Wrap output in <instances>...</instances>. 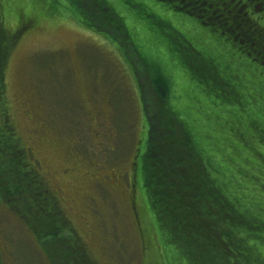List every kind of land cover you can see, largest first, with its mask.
Returning a JSON list of instances; mask_svg holds the SVG:
<instances>
[{"label": "rangeland", "instance_id": "rangeland-1", "mask_svg": "<svg viewBox=\"0 0 264 264\" xmlns=\"http://www.w3.org/2000/svg\"><path fill=\"white\" fill-rule=\"evenodd\" d=\"M50 2L8 0L7 5L16 16L0 17L2 43L8 46L2 77L10 106L8 121L33 153L96 263L148 264L131 203L130 181L134 156L140 139L147 133L148 121L153 124L154 119L158 124L155 113L160 106L146 87L151 75L142 68L133 45L124 37L126 31L117 30L113 21L108 20L103 29L96 30L64 10L53 11ZM111 2L124 16L151 73L162 71L168 79L174 102L171 106L185 120H193L196 126H190L196 135L203 134V127L198 126L202 125L205 102L212 101L213 111L223 116L233 109L245 121L252 114L263 118L264 102L257 95L259 85L243 79L250 77L244 76L248 70L241 69V77L231 78L239 85L243 79L241 84L249 95L250 106L244 103L247 100H241L243 105L230 106L234 94L227 87L220 89L214 72L209 75L210 69L200 71L196 64L203 63L202 59L194 52L169 46L173 36L179 38L180 44L174 42L178 46L182 43L180 38L188 36L200 55V50L206 49L200 41H208L204 31L210 29L215 37L226 39L229 49L227 42L233 34L220 30L214 24L217 20L205 19L200 12L206 11H199L191 3L184 4L189 8L186 10L173 7V1L149 0L146 16L141 14L138 19L125 2ZM243 18L234 15V26H227L234 32L251 33ZM12 26L17 27L16 33ZM220 32L225 33L223 37ZM105 33L121 43L123 56ZM239 71L229 69L226 73L230 76ZM226 94L228 101L227 96L223 99ZM234 99L237 101L238 97ZM10 201L6 194H0V264H54L50 257H55L56 248L63 249L62 242L48 240L42 246L33 225Z\"/></svg>", "mask_w": 264, "mask_h": 264}, {"label": "trees", "instance_id": "trees-1", "mask_svg": "<svg viewBox=\"0 0 264 264\" xmlns=\"http://www.w3.org/2000/svg\"><path fill=\"white\" fill-rule=\"evenodd\" d=\"M7 1L0 0L4 19L16 16ZM121 1L138 19L146 16L144 10L149 7V0ZM167 1H173L176 9L189 10L184 6L187 0L184 4ZM215 1L223 7L222 0ZM223 1L222 11H215V16L208 12L203 17L217 20L214 24L219 25L220 30H229L233 34L227 42L229 49L224 43L226 39L215 37L210 29L204 31L208 41H200L206 48L200 47L203 51L200 55L193 47L197 45L188 36L180 38L181 46L177 45L179 38L173 36L174 41L169 46L194 52L202 59L203 63L196 64L201 67L200 71L204 73L210 69L209 75L214 72L220 89L227 87L230 94L238 97L237 101L230 98V106L243 105L241 100L248 99L241 84L248 78L257 82L258 98L264 102V43L260 41L264 30V0ZM210 5L206 2L204 7L211 11L214 10L211 7L216 9ZM49 7L53 11L64 10L96 30L103 29L108 20L113 21L117 30L126 31L124 37L133 45L142 68L151 75L146 87L149 86L160 106L155 113L158 124L154 119L153 124L147 120V133L138 144L130 181L131 203L137 215V226L141 229L148 264H264V116L252 114L246 116L249 119L245 121L233 109H228L229 117L223 116L213 111L212 101L211 104L205 102V111L200 117L202 125L198 126L203 127V134L196 135L190 126L193 120H185L183 114L171 106L174 102L169 94L168 79L162 71L151 73L124 16L111 0H51ZM234 15L246 18L256 29L255 34L237 36L227 26H233L231 17ZM159 19L161 23H167L165 19ZM145 22L150 25L149 21ZM16 29L12 26L13 32ZM106 33V39L123 56L125 50L121 43ZM220 34L223 37L225 33ZM2 38L0 34V194H6L12 199L11 204L20 207L42 246L48 240L50 243L62 242L65 253L56 248V258L50 257L54 264L57 258L58 264H97L86 241L69 221L61 200L51 189L33 153L24 146L8 121L10 106L2 82L8 46L2 43ZM192 61L195 63V58L192 57ZM229 69L240 71L229 76L226 73ZM241 69L248 70L244 76L250 77L240 79V85L235 84L231 77H241ZM226 96H223L224 100ZM244 103L250 106L251 102ZM145 113L148 117L146 108Z\"/></svg>", "mask_w": 264, "mask_h": 264}, {"label": "flooded vegetation", "instance_id": "flooded-vegetation-1", "mask_svg": "<svg viewBox=\"0 0 264 264\" xmlns=\"http://www.w3.org/2000/svg\"><path fill=\"white\" fill-rule=\"evenodd\" d=\"M206 2H209L211 5L210 6H215L216 7V9L215 8H213L214 10L213 11H211V10H209L208 8H206V7H204V5H205V3ZM187 3H191V4H193V7L194 8H197L199 11H202V10H204V11H206L207 13L208 12H210V14H213V16H215L216 14H214L215 13V11H217V10H219L218 12H220V11H222L223 9H224V1L222 0V5H223V7L221 6V7H219V3L220 2H218V1H215V0H187ZM212 8V7H211ZM218 12H217V14H218ZM202 15H203V13L204 12H200ZM206 14V13H205ZM220 15V14H219ZM1 17V16H0ZM243 21H245L246 22V24H245V27L247 26V25H249L250 26V28H251V31H252V33L253 34H255V31H256V29L255 28H253L252 27V25L247 21V19L246 18H243L242 19ZM0 23H1V19H0ZM3 25V24H2ZM232 25H233V23H232ZM4 26V25H3ZM234 26V25H233ZM239 32H237L236 31V34H237V36H239V35H241L242 33H244V34H250V32H247L246 30H244V31H240V30H238ZM261 37H260V41H263V43H264V30H263V33H261Z\"/></svg>", "mask_w": 264, "mask_h": 264}]
</instances>
